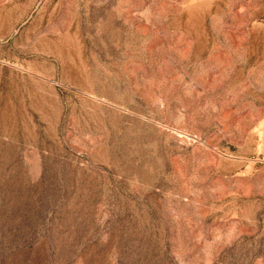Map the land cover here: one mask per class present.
Instances as JSON below:
<instances>
[{
	"label": "rangeland",
	"instance_id": "obj_1",
	"mask_svg": "<svg viewBox=\"0 0 264 264\" xmlns=\"http://www.w3.org/2000/svg\"><path fill=\"white\" fill-rule=\"evenodd\" d=\"M0 264H264V0H0Z\"/></svg>",
	"mask_w": 264,
	"mask_h": 264
}]
</instances>
